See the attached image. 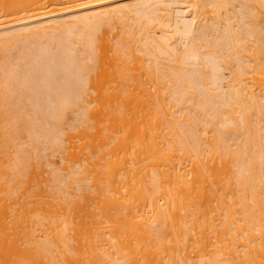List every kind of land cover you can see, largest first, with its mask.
I'll list each match as a JSON object with an SVG mask.
<instances>
[{
    "label": "bare ground",
    "instance_id": "bare-ground-1",
    "mask_svg": "<svg viewBox=\"0 0 264 264\" xmlns=\"http://www.w3.org/2000/svg\"><path fill=\"white\" fill-rule=\"evenodd\" d=\"M0 264H264V0H0Z\"/></svg>",
    "mask_w": 264,
    "mask_h": 264
},
{
    "label": "rangeland",
    "instance_id": "rangeland-1",
    "mask_svg": "<svg viewBox=\"0 0 264 264\" xmlns=\"http://www.w3.org/2000/svg\"><path fill=\"white\" fill-rule=\"evenodd\" d=\"M54 161L58 164L59 162L58 157H55Z\"/></svg>",
    "mask_w": 264,
    "mask_h": 264
}]
</instances>
